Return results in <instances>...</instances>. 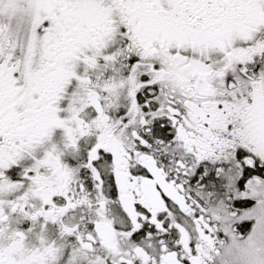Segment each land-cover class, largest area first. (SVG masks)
Wrapping results in <instances>:
<instances>
[{
    "label": "snow or ice",
    "instance_id": "6c2138e0",
    "mask_svg": "<svg viewBox=\"0 0 264 264\" xmlns=\"http://www.w3.org/2000/svg\"><path fill=\"white\" fill-rule=\"evenodd\" d=\"M0 264H264V0H0Z\"/></svg>",
    "mask_w": 264,
    "mask_h": 264
}]
</instances>
